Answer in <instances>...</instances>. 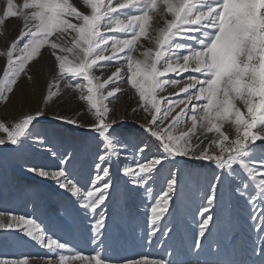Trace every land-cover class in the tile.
I'll return each mask as SVG.
<instances>
[{
    "label": "snow or ice",
    "instance_id": "snow-or-ice-1",
    "mask_svg": "<svg viewBox=\"0 0 264 264\" xmlns=\"http://www.w3.org/2000/svg\"><path fill=\"white\" fill-rule=\"evenodd\" d=\"M82 5L89 11L70 0H6L0 7V26L9 18L22 20V30L0 50L6 58L0 101L7 102L29 63L47 47L54 58L47 98L60 95L63 85L78 94L91 120L83 123L79 111L72 118L54 115L59 125L70 126L52 132L61 140L47 149L54 164L27 171L51 179L62 190L59 195L66 194L58 210L66 225L71 227L81 211L93 217L90 243L95 247L85 254L62 242L60 224L10 212H0V243L42 246L48 253L43 264H179L148 254L138 259L106 255L107 229L118 227L120 215L114 213L106 224L107 207L127 195L113 178L116 167L125 185L143 186L148 196L163 178L162 194L148 205L147 244L158 233L164 237L173 231L161 221L171 215L173 198L181 199V185L187 187L195 177L201 217L195 247L206 234L226 230L236 208L246 207L256 233L251 251L264 264V143H256L264 142V0H82ZM115 33L123 35H110ZM109 69L114 70L109 74ZM121 84L130 85L137 99L131 110L139 117L135 142L125 135L127 115L113 118L109 107L119 99ZM45 116L46 110L37 109L11 124L0 121L5 176L12 156L37 135L35 125ZM81 128L92 135L64 141V132ZM129 149L131 163L127 155L122 158ZM86 165L87 179H81ZM188 165L206 171L193 172ZM0 264H29V258Z\"/></svg>",
    "mask_w": 264,
    "mask_h": 264
},
{
    "label": "rangeland",
    "instance_id": "rangeland-1",
    "mask_svg": "<svg viewBox=\"0 0 264 264\" xmlns=\"http://www.w3.org/2000/svg\"><path fill=\"white\" fill-rule=\"evenodd\" d=\"M76 3L82 11H89L82 5V0H70ZM6 3V0H0V7ZM14 3H22V0H14ZM152 25L155 26L156 20ZM22 30V20L19 18H9L5 25L0 26V50H4L11 40L14 39ZM151 32V29H150ZM110 35L122 36L121 33ZM142 43L146 41L142 38ZM42 56L29 63L26 69L27 75L21 76L17 84L13 86V92L8 94L7 102L0 101V121L5 123H14L19 116L35 112L37 109L46 110V116L41 117L42 123L35 125V132L29 140L26 148L12 156V163L9 166L7 176L0 168V212L13 213L16 215L32 216L39 223L43 220L46 224H60V236L63 241L78 248L83 253L88 254L95 245L90 243V229L94 223L91 215H85L82 211L78 213L76 221L71 227L66 225L60 218L58 210L61 200L66 199L59 195V190L51 179L41 178L27 171L32 167H45L54 164L53 157L47 152L48 148H53L54 144L61 143V140L52 135L56 128L61 131L65 127L59 125V122L52 119L54 115H68L75 117L77 111L82 115L78 117L83 123H89L91 114L87 112L86 105L80 101L78 94L72 90H67L61 85V94L48 99L49 84L52 83L53 61L47 47L41 50ZM122 55V54H121ZM6 64V58L0 57V75ZM114 69H109L108 73ZM28 75L32 77L28 79ZM187 76V74H185ZM123 89L119 94V99L112 101L109 107L112 109L113 118L119 119L127 115L125 135L128 140L135 142L138 133V116L132 114L131 110L136 106L137 99L133 89L128 84H121ZM55 91V88L52 89ZM0 133V136H3ZM91 136L92 133L87 129L81 128L76 131L63 133L64 141L78 140L81 136ZM38 141H43V144ZM51 141V143H49ZM258 145L264 143L256 142ZM11 147V146H9ZM54 150V149H53ZM5 149L0 146V156ZM127 155L128 162H132L131 149L127 153H122V158ZM90 163V161L88 162ZM199 163V162H195ZM193 172H204L203 168H193L186 166ZM89 168L86 165L80 173L81 179H87ZM112 174L115 181H120L121 193L125 191L127 195L108 205L106 215L110 224L114 213H120L118 216V227L113 226L107 229L110 235L107 237L105 247L106 255L111 257L140 258L142 254H148L151 257L171 258L179 264H214L216 261H235L236 264H252L253 261L259 262V255H254L251 251L256 241V233L252 231L248 220L247 208L237 207L234 212L233 222L227 229L219 231L214 230L213 236L201 239V247H195L198 221L201 217L198 214L199 201L197 199L195 177L188 182V186L181 185L184 192L181 199L177 201L173 198V204L169 208L171 215H166L161 221L162 225L173 229L168 235L152 238L153 243L147 244L148 230L150 227L148 205L152 202L153 196H158L163 187V178L152 185V196L144 192L143 186L136 188L128 184L125 185L121 174L117 172L116 167L112 168ZM108 204V202H106ZM105 206H101L103 209ZM101 209H98L99 212ZM207 215V214H205ZM41 227H44L41 224ZM164 229L162 228V231ZM11 231V230H10ZM227 231V240L225 232ZM20 233H17L19 236ZM10 239H15L12 237ZM27 240V237H23ZM160 240V244L156 241ZM162 245V246H161ZM224 251L216 255L220 249ZM170 254V256L168 255ZM48 255L47 250L42 246L29 242L23 246H17L15 243H0V260L29 258V264H43V259Z\"/></svg>",
    "mask_w": 264,
    "mask_h": 264
},
{
    "label": "bare ground",
    "instance_id": "bare-ground-1",
    "mask_svg": "<svg viewBox=\"0 0 264 264\" xmlns=\"http://www.w3.org/2000/svg\"><path fill=\"white\" fill-rule=\"evenodd\" d=\"M20 117H21V116H19L18 118H20ZM18 118H17V119H18Z\"/></svg>",
    "mask_w": 264,
    "mask_h": 264
}]
</instances>
